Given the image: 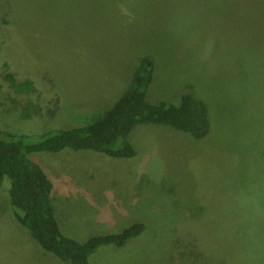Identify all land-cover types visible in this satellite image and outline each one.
<instances>
[{
    "label": "rangeland",
    "instance_id": "obj_1",
    "mask_svg": "<svg viewBox=\"0 0 264 264\" xmlns=\"http://www.w3.org/2000/svg\"><path fill=\"white\" fill-rule=\"evenodd\" d=\"M258 23L263 4L234 0H0L4 130L41 136L96 121L131 87L143 59L153 63L149 101L188 93L207 106L205 136L138 124L126 138L131 157L30 154L52 180L67 236L85 242L144 223L125 245L97 247L90 264H264V76L240 58L264 53ZM7 71L35 92L14 95ZM23 98L34 102L27 118ZM10 188L5 176L0 264H67L16 219Z\"/></svg>",
    "mask_w": 264,
    "mask_h": 264
},
{
    "label": "trees",
    "instance_id": "obj_2",
    "mask_svg": "<svg viewBox=\"0 0 264 264\" xmlns=\"http://www.w3.org/2000/svg\"><path fill=\"white\" fill-rule=\"evenodd\" d=\"M234 1L264 5V0ZM257 25L264 41V23ZM240 58L247 67L249 61L253 60L258 72L264 76L263 52L254 57L244 54ZM152 64L151 60L143 59L134 74L131 87L102 117L92 123L55 129L41 136L9 132L0 123V187L4 177L8 176L11 180L10 202L15 209L16 219L47 252L53 253L63 263L90 264L89 257L97 247L105 244L123 246L130 238L140 235L145 225L134 223L121 232L93 236L85 242L67 236L60 228L51 202L52 180L45 168L30 157L31 153L58 152L71 148L75 151H99L114 157H131L137 151L126 138L138 124L169 125L196 138L205 136L210 130L208 109L202 99L188 93L183 94L178 102L153 103L146 98L147 86L152 80ZM4 79L14 95L29 97L35 92L31 80L18 79L14 72L7 71ZM22 102L23 116L30 117L34 102L30 98H23ZM120 138L123 142L118 146ZM257 142H264V139L259 137ZM257 241L264 243L262 239Z\"/></svg>",
    "mask_w": 264,
    "mask_h": 264
}]
</instances>
